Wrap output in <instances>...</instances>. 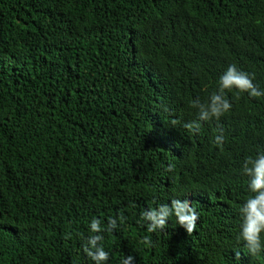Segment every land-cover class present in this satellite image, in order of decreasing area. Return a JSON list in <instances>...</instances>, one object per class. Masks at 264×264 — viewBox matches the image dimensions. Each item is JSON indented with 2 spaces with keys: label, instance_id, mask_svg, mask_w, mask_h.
<instances>
[{
  "label": "trees",
  "instance_id": "obj_1",
  "mask_svg": "<svg viewBox=\"0 0 264 264\" xmlns=\"http://www.w3.org/2000/svg\"><path fill=\"white\" fill-rule=\"evenodd\" d=\"M230 63L264 88V0H0V264H88L86 222L118 212L109 264H264L235 239L264 99L230 93L219 121L182 127ZM171 196L197 228L146 233L140 212Z\"/></svg>",
  "mask_w": 264,
  "mask_h": 264
},
{
  "label": "clouds",
  "instance_id": "obj_2",
  "mask_svg": "<svg viewBox=\"0 0 264 264\" xmlns=\"http://www.w3.org/2000/svg\"><path fill=\"white\" fill-rule=\"evenodd\" d=\"M250 72L240 69L235 64H228L215 81V89L210 92L204 102L194 98L190 105L195 111V120L185 122L182 127L189 133L198 134L201 124L209 121H219L221 117L230 113L233 100L229 94L234 93L236 98L246 96L248 99H264V88L258 87L253 82ZM225 137L223 130L216 129L212 143L217 148H222ZM172 170V166H168ZM241 174L246 177V197L240 203L236 212L239 216L238 231L235 239L241 244L246 254L255 258L264 253V151H257L254 155L244 158L240 168ZM170 202L156 204L140 212L137 224L142 226L146 233H155L163 230L166 221L174 220L190 235L197 228L199 220L198 211L192 207L187 199L171 196ZM126 217L119 212L115 217L106 218L102 224L101 219L93 217L86 222V235H80V249L88 264H109L110 250H106L101 243L104 233H113L122 227ZM145 245H151L148 236L143 238ZM239 259V253H236ZM119 264H136L132 254H123Z\"/></svg>",
  "mask_w": 264,
  "mask_h": 264
}]
</instances>
